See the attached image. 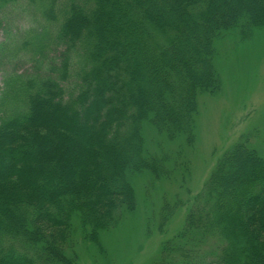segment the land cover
I'll return each instance as SVG.
<instances>
[{
    "label": "trees",
    "instance_id": "trees-1",
    "mask_svg": "<svg viewBox=\"0 0 264 264\" xmlns=\"http://www.w3.org/2000/svg\"><path fill=\"white\" fill-rule=\"evenodd\" d=\"M239 1L0 0V264H62L75 216L96 239L118 225L147 115L193 143L198 97L218 84L213 39ZM16 4L22 32L5 15ZM183 235L194 243L160 264H264V161L246 142L222 157Z\"/></svg>",
    "mask_w": 264,
    "mask_h": 264
},
{
    "label": "rangeland",
    "instance_id": "rangeland-1",
    "mask_svg": "<svg viewBox=\"0 0 264 264\" xmlns=\"http://www.w3.org/2000/svg\"><path fill=\"white\" fill-rule=\"evenodd\" d=\"M13 7L5 13L7 24L22 32L30 18L20 4ZM239 8L214 36L218 84L198 97L193 143L168 135L147 115L140 130L145 165L126 171L134 207L116 227L98 231L97 239L75 216L62 264H160L164 249L194 243L193 235H183L190 211L233 146L246 142L264 161V0H240ZM4 38L0 32V42ZM16 68L21 72L29 66ZM5 75L2 68L1 86ZM250 164L242 167L248 174ZM201 241L198 247L207 248Z\"/></svg>",
    "mask_w": 264,
    "mask_h": 264
}]
</instances>
